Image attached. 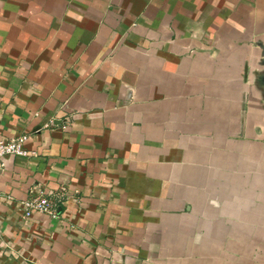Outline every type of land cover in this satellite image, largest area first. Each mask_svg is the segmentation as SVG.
Masks as SVG:
<instances>
[{
  "label": "crops",
  "instance_id": "1",
  "mask_svg": "<svg viewBox=\"0 0 264 264\" xmlns=\"http://www.w3.org/2000/svg\"><path fill=\"white\" fill-rule=\"evenodd\" d=\"M261 41L264 0H0V264H264Z\"/></svg>",
  "mask_w": 264,
  "mask_h": 264
},
{
  "label": "built area",
  "instance_id": "2",
  "mask_svg": "<svg viewBox=\"0 0 264 264\" xmlns=\"http://www.w3.org/2000/svg\"><path fill=\"white\" fill-rule=\"evenodd\" d=\"M28 139L26 134L16 138H6L0 136V169L3 167V159L8 155H17L29 157L33 153L24 147V142ZM63 188L61 193L55 194L53 191L42 189L38 193H32V196L22 203L25 207V219L31 218L36 213L49 214L54 218L59 217L57 210L58 201L63 198Z\"/></svg>",
  "mask_w": 264,
  "mask_h": 264
},
{
  "label": "water",
  "instance_id": "3",
  "mask_svg": "<svg viewBox=\"0 0 264 264\" xmlns=\"http://www.w3.org/2000/svg\"><path fill=\"white\" fill-rule=\"evenodd\" d=\"M261 49L260 68L254 72V83L264 100V42L261 41L257 44Z\"/></svg>",
  "mask_w": 264,
  "mask_h": 264
}]
</instances>
